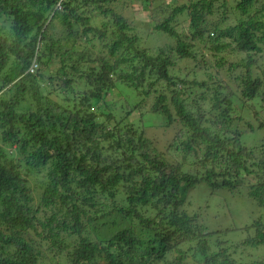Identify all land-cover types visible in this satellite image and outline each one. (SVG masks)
<instances>
[{
	"label": "trees",
	"instance_id": "obj_1",
	"mask_svg": "<svg viewBox=\"0 0 264 264\" xmlns=\"http://www.w3.org/2000/svg\"><path fill=\"white\" fill-rule=\"evenodd\" d=\"M134 1L0 0V264H264L234 256L263 216L230 251L181 197L253 176L264 207V135L242 137L264 131V0H140L169 40ZM144 108L177 125L166 152Z\"/></svg>",
	"mask_w": 264,
	"mask_h": 264
},
{
	"label": "rangeland",
	"instance_id": "obj_2",
	"mask_svg": "<svg viewBox=\"0 0 264 264\" xmlns=\"http://www.w3.org/2000/svg\"><path fill=\"white\" fill-rule=\"evenodd\" d=\"M167 1L170 2L171 0ZM172 1L182 3L188 0ZM134 3L128 11V16L135 18V23H139L144 28L149 26L147 38L151 36L150 38L154 37L152 40L157 38L169 40V35L163 31H158L155 34L156 30H153L150 25V13L147 9L142 10L141 1L135 0ZM157 43L162 44L164 41L158 40ZM130 118L137 125L146 128L155 149L163 152L167 151L170 140L177 129L176 124L169 125L164 115L150 112L146 108L142 111H135ZM263 135V130H255L244 132L242 137L246 144L253 145L259 142ZM253 179V176H248L247 182L243 183L244 186L242 187L245 189L249 184V180ZM243 188L218 187L205 181H199L181 191V197L185 199L183 208L188 210L189 213H197L199 220L206 227L210 230L231 229L228 236L225 237L228 244L232 245L230 251L234 250L235 243H239L242 238L247 236L248 232L245 227L255 218L264 217V207L258 205L254 199L247 195V190L245 192ZM116 228L118 226H114L113 229L116 231ZM241 250H243V247H238L234 254L239 262L251 263L264 258V245L248 248L244 252Z\"/></svg>",
	"mask_w": 264,
	"mask_h": 264
}]
</instances>
